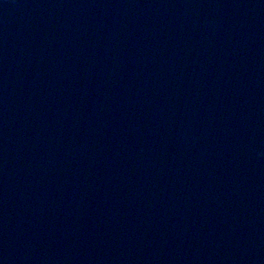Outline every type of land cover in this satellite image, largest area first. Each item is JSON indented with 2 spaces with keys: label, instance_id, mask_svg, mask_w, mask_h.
I'll list each match as a JSON object with an SVG mask.
<instances>
[{
  "label": "water",
  "instance_id": "95a60500",
  "mask_svg": "<svg viewBox=\"0 0 264 264\" xmlns=\"http://www.w3.org/2000/svg\"><path fill=\"white\" fill-rule=\"evenodd\" d=\"M0 264H264V0H0Z\"/></svg>",
  "mask_w": 264,
  "mask_h": 264
}]
</instances>
